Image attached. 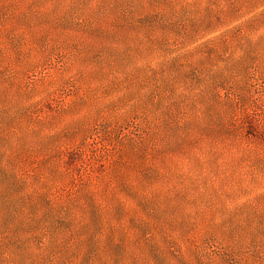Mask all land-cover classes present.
<instances>
[{"label": "rangeland", "instance_id": "374dc122", "mask_svg": "<svg viewBox=\"0 0 264 264\" xmlns=\"http://www.w3.org/2000/svg\"><path fill=\"white\" fill-rule=\"evenodd\" d=\"M0 264H264V0H0Z\"/></svg>", "mask_w": 264, "mask_h": 264}]
</instances>
